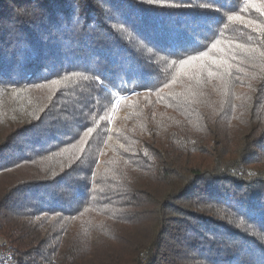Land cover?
Returning a JSON list of instances; mask_svg holds the SVG:
<instances>
[{
  "label": "trees",
  "instance_id": "trees-1",
  "mask_svg": "<svg viewBox=\"0 0 264 264\" xmlns=\"http://www.w3.org/2000/svg\"><path fill=\"white\" fill-rule=\"evenodd\" d=\"M1 236L14 264H264V0H0Z\"/></svg>",
  "mask_w": 264,
  "mask_h": 264
},
{
  "label": "built area",
  "instance_id": "built-area-1",
  "mask_svg": "<svg viewBox=\"0 0 264 264\" xmlns=\"http://www.w3.org/2000/svg\"><path fill=\"white\" fill-rule=\"evenodd\" d=\"M0 263L14 264V258L13 253L10 250V244H8L2 237H0Z\"/></svg>",
  "mask_w": 264,
  "mask_h": 264
},
{
  "label": "rangeland",
  "instance_id": "rangeland-1",
  "mask_svg": "<svg viewBox=\"0 0 264 264\" xmlns=\"http://www.w3.org/2000/svg\"><path fill=\"white\" fill-rule=\"evenodd\" d=\"M201 63L202 64L199 65L197 62H191L186 68L181 69V70L187 73L189 71H195L198 73L200 72L201 74L208 73V70H209L208 61L203 60ZM2 238H4L5 241L9 244V241L5 237H2Z\"/></svg>",
  "mask_w": 264,
  "mask_h": 264
}]
</instances>
